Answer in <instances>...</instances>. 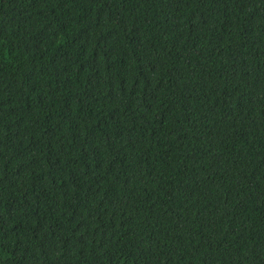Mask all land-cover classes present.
I'll return each mask as SVG.
<instances>
[{"label": "trees", "instance_id": "obj_1", "mask_svg": "<svg viewBox=\"0 0 264 264\" xmlns=\"http://www.w3.org/2000/svg\"><path fill=\"white\" fill-rule=\"evenodd\" d=\"M0 264H264V0H0Z\"/></svg>", "mask_w": 264, "mask_h": 264}]
</instances>
